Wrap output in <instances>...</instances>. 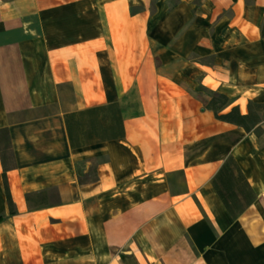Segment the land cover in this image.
<instances>
[{
    "label": "crops",
    "instance_id": "crops-1",
    "mask_svg": "<svg viewBox=\"0 0 264 264\" xmlns=\"http://www.w3.org/2000/svg\"><path fill=\"white\" fill-rule=\"evenodd\" d=\"M203 89L264 103V0H0V264H264V120Z\"/></svg>",
    "mask_w": 264,
    "mask_h": 264
},
{
    "label": "trees",
    "instance_id": "trees-1",
    "mask_svg": "<svg viewBox=\"0 0 264 264\" xmlns=\"http://www.w3.org/2000/svg\"><path fill=\"white\" fill-rule=\"evenodd\" d=\"M207 95L205 108L210 109L215 115V118L220 121H226L234 125H238L246 132L253 131L257 136L262 133V127L260 123L264 120V103H258L249 101L247 104L246 113H241L238 105L232 106L229 110L224 109L231 104V100L226 94L210 89H203ZM0 135L3 138L8 139V133L5 128L0 129ZM2 173V180L4 181L5 195L7 197L8 210L10 213H14L13 202L11 195H9L8 184L5 179V169ZM217 173L212 177L211 183L220 200L223 202L225 209L228 211L234 219L237 218L240 213L251 205L255 200V193L251 185H249L242 171L232 156H227L223 164L216 171ZM27 199L30 200L31 196L27 195Z\"/></svg>",
    "mask_w": 264,
    "mask_h": 264
},
{
    "label": "rangeland",
    "instance_id": "rangeland-1",
    "mask_svg": "<svg viewBox=\"0 0 264 264\" xmlns=\"http://www.w3.org/2000/svg\"><path fill=\"white\" fill-rule=\"evenodd\" d=\"M201 95H202V97H204L206 95V93L202 92ZM206 97H207V95H206Z\"/></svg>",
    "mask_w": 264,
    "mask_h": 264
}]
</instances>
